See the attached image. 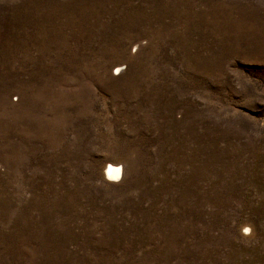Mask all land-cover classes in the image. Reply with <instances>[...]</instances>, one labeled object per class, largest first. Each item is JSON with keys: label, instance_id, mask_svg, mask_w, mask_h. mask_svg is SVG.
Here are the masks:
<instances>
[{"label": "rangeland", "instance_id": "374dc122", "mask_svg": "<svg viewBox=\"0 0 264 264\" xmlns=\"http://www.w3.org/2000/svg\"><path fill=\"white\" fill-rule=\"evenodd\" d=\"M0 264H264V0H0Z\"/></svg>", "mask_w": 264, "mask_h": 264}, {"label": "bare ground", "instance_id": "6f19581e", "mask_svg": "<svg viewBox=\"0 0 264 264\" xmlns=\"http://www.w3.org/2000/svg\"><path fill=\"white\" fill-rule=\"evenodd\" d=\"M120 167L113 164H107L105 167V173L107 178L116 180L119 178Z\"/></svg>", "mask_w": 264, "mask_h": 264}]
</instances>
